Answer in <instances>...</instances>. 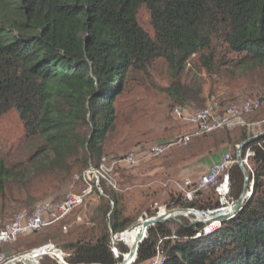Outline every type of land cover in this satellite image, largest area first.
Returning a JSON list of instances; mask_svg holds the SVG:
<instances>
[{
    "label": "trees",
    "instance_id": "1",
    "mask_svg": "<svg viewBox=\"0 0 264 264\" xmlns=\"http://www.w3.org/2000/svg\"><path fill=\"white\" fill-rule=\"evenodd\" d=\"M141 8L149 13L152 37L137 21ZM159 62L171 77L162 91L181 108L204 102L198 82H182L189 66L194 72L199 66L207 74L259 78L264 75V0H0V116L15 111L24 139L35 148L26 166L0 159L2 202L10 185L23 190L36 177L67 182L79 169L97 165L115 126L117 98L135 75L149 78ZM243 93L254 97L245 101H258L261 108L264 79ZM232 99L216 102L222 106ZM245 127L238 128V144L252 137ZM226 132L208 135L225 133L220 146L231 143ZM248 149L253 152L247 166L253 184L241 209L207 235L196 236L202 224L195 229L176 221L150 226L134 264L150 262L157 249L165 256L162 264H264V137L247 145L243 157ZM129 167L115 169L118 185L136 181ZM230 179V199L236 200L243 183L236 164ZM105 192L112 209L99 199L88 226H76L70 240L57 230L38 238L37 245L58 241L68 264H119L127 248L117 243L119 256H113L107 221L117 234L136 219L121 205L120 195ZM30 202L27 197L19 203ZM167 203L168 208L198 210L217 206L210 196L185 203L171 194ZM41 264L56 263L43 259Z\"/></svg>",
    "mask_w": 264,
    "mask_h": 264
},
{
    "label": "rangeland",
    "instance_id": "2",
    "mask_svg": "<svg viewBox=\"0 0 264 264\" xmlns=\"http://www.w3.org/2000/svg\"><path fill=\"white\" fill-rule=\"evenodd\" d=\"M137 21L144 31L152 37L153 30L150 25L149 13L145 9L141 8L138 11ZM187 68L185 74H189V77L186 78L183 75L182 82L189 78L194 82H198L201 86V98L204 100L202 107H183L189 112L209 109L212 106H216L219 112H223L230 107H237L245 100L254 98L249 96L248 93H243V91L248 90L257 80L264 79V75L254 78L253 75H230L221 71L207 74L199 66H197L195 72L193 68L190 69V66ZM149 75V78L135 75V79L130 81L125 93L117 98L115 102L117 119L113 130L106 136L103 153V156L115 158L127 156L131 153L141 154L135 165L129 167L131 168L129 176L135 178L136 181L125 186L117 184V192L124 196V204L121 205L130 216L136 219V222L148 210L152 211L156 206H164L163 204L167 206L169 199L166 196L167 190L176 193V196H173L174 198L181 196L180 190L183 188L185 180L196 181L225 154L233 157L236 154V146L239 145L237 140L241 132L238 130L239 126L233 128V130L230 129V132H226V135L231 139L230 144L217 146L220 141L225 139V133L196 135L191 137L186 144L175 145L160 155H143L141 151L146 147L174 141L179 137L190 134L193 129V127L185 125L172 116V109L175 106L162 91L171 83L167 66L159 62ZM229 96L233 98L232 102H224L225 104L222 106L216 102L218 100L226 101L230 98ZM244 121L245 124H250L249 127H245L250 135L254 136L263 132L264 102H262V106L258 111L246 114ZM34 150L35 148L23 137L22 122L18 114L15 111H10L0 116V159L12 166L16 164L25 165ZM84 169L85 167L74 172L67 182L36 177L23 190H17L15 186L10 185L5 191L4 202L0 198V223L9 221L19 212H30L40 203L60 200L69 193H78L82 186L75 181V176H79ZM246 169L248 172L247 167ZM252 184V182L249 183L251 186ZM201 195L202 198L199 199L198 197ZM207 196L212 197L214 201L216 200V204L218 203V199L212 190L204 191L194 200L204 201ZM27 197L31 199L29 204L19 203L26 200ZM99 202L96 197L87 199L85 205L72 212L67 217L68 219L66 218V220L35 235L20 236L14 243L4 247L3 252L8 257L26 254L33 247L47 242L60 247V243L56 240L42 242L37 245L41 240L38 238L59 230L64 241L70 240L72 238L70 236L73 234L72 231L76 226H88L87 222L98 208ZM5 208H8L9 211H5ZM173 209L198 210L179 207ZM179 219L182 223H184V220L190 221L186 218ZM170 229L175 230V223L170 225ZM216 229L214 228L213 231ZM32 244L34 246L29 247ZM126 248L128 252L129 249ZM144 264H149V262Z\"/></svg>",
    "mask_w": 264,
    "mask_h": 264
},
{
    "label": "built area",
    "instance_id": "3",
    "mask_svg": "<svg viewBox=\"0 0 264 264\" xmlns=\"http://www.w3.org/2000/svg\"><path fill=\"white\" fill-rule=\"evenodd\" d=\"M259 108L260 103L258 101L250 100L244 101L238 108H228L223 112H219L216 106H212L209 109L199 110L197 112H189L184 108L175 106L172 109L173 118L181 121L185 125L193 127L192 132L188 135L179 137L174 141L167 142L166 144L150 145L141 152L146 156H157L164 153L166 150L173 148L175 145L186 144L191 137L196 135L210 134L221 130H230L238 126L249 127V123L245 124L244 116ZM140 156V153H131L130 155L117 158L102 156L97 165L89 164L79 176H75V181L79 182L82 186V189L78 193H69L59 201L40 203L35 206L30 213L22 211L14 215V217L9 221L0 223V248L4 245L14 243L22 235L38 233L62 222L72 212L83 207L86 200L89 198L96 197L98 199H104L109 202V206L112 209L114 203L106 194V189L120 195L122 197L120 198V203L124 204V196L117 192L118 185L114 177V171L117 167L135 165L138 157ZM250 156H253V152L250 149H248L244 157L242 156L245 167L248 166V158ZM235 164L236 158L234 160L231 156H229V154H225L220 160L213 163L196 181L192 182L190 180H185L183 188L180 190V197L182 201L190 203L204 191L212 190L218 199L217 207H215L217 209L214 211L219 213L228 212L233 202V200L230 199V171ZM171 194L174 197L176 196L175 192L167 190L166 196L168 198ZM163 205L164 206L161 207L156 206L152 209V211L148 210L143 213L136 223L162 217L170 210H175L173 208H168L165 204ZM109 215L110 213L107 216L108 219ZM172 221H176L182 227L187 226L193 227L194 229L198 228L199 224H202L200 231L196 234V236H199L200 234L207 235L208 233H211L214 228H218L220 226L219 221L209 223H195L188 221L186 225H184L180 219ZM106 225L110 234L109 241L111 244V252L113 256L117 258L119 256V252L116 248V244L120 243L127 247L126 230L121 233L114 234L110 230L111 226L109 221H107ZM30 255H32V257L34 255L33 262L31 264H41L43 259H49L56 264H68L65 261V253L51 242H47L37 248H33L26 254H20L12 257L6 256L5 252L1 251L0 264H28L24 259ZM124 256L125 255H122V258ZM18 258L21 259V261L14 263L13 261ZM164 260V254L161 250L157 249L155 256L150 260L149 264H162Z\"/></svg>",
    "mask_w": 264,
    "mask_h": 264
},
{
    "label": "water",
    "instance_id": "4",
    "mask_svg": "<svg viewBox=\"0 0 264 264\" xmlns=\"http://www.w3.org/2000/svg\"><path fill=\"white\" fill-rule=\"evenodd\" d=\"M264 137V131L258 135H254L251 138L241 142L236 149V164L240 169L243 179L242 190L238 196V198L232 202L231 207L227 213H219L217 211H198L193 209H176L170 210L167 214L162 217L138 222L132 225L130 228L126 230L127 236L131 235L133 232L137 231L135 234V238L132 241L131 245H127L129 251L122 258V261L119 264H133L135 262L137 251L140 244L144 241L147 229L150 226H155L164 222L177 220L179 218H186L190 221L202 223V222H213L219 221L220 224L226 220L231 219L243 206L245 200L251 195V185H249V174L245 165L243 164V150L249 145L251 142ZM21 259H16L13 262H19Z\"/></svg>",
    "mask_w": 264,
    "mask_h": 264
},
{
    "label": "bare ground",
    "instance_id": "5",
    "mask_svg": "<svg viewBox=\"0 0 264 264\" xmlns=\"http://www.w3.org/2000/svg\"><path fill=\"white\" fill-rule=\"evenodd\" d=\"M241 104L237 107H230V108H238L240 107ZM185 109V108H184ZM228 109V108H227ZM137 231L133 232L131 235L127 236V245H131L132 244V241L134 240L135 238V234H136ZM127 255V254H125ZM33 258H34V255L32 257V255L26 257L24 260L28 263V264H31L33 262Z\"/></svg>",
    "mask_w": 264,
    "mask_h": 264
},
{
    "label": "crops",
    "instance_id": "6",
    "mask_svg": "<svg viewBox=\"0 0 264 264\" xmlns=\"http://www.w3.org/2000/svg\"><path fill=\"white\" fill-rule=\"evenodd\" d=\"M205 169V168H204Z\"/></svg>",
    "mask_w": 264,
    "mask_h": 264
}]
</instances>
